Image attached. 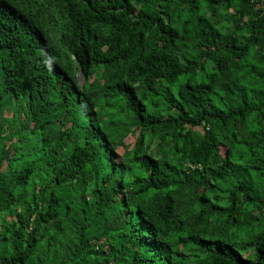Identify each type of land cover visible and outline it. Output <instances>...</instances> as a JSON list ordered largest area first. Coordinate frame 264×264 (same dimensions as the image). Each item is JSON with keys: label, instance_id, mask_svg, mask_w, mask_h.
Instances as JSON below:
<instances>
[{"label": "trees", "instance_id": "obj_1", "mask_svg": "<svg viewBox=\"0 0 264 264\" xmlns=\"http://www.w3.org/2000/svg\"><path fill=\"white\" fill-rule=\"evenodd\" d=\"M0 264H264V0H0Z\"/></svg>", "mask_w": 264, "mask_h": 264}, {"label": "rangeland", "instance_id": "obj_2", "mask_svg": "<svg viewBox=\"0 0 264 264\" xmlns=\"http://www.w3.org/2000/svg\"><path fill=\"white\" fill-rule=\"evenodd\" d=\"M211 20L214 21V19H212V18H211ZM79 74H81V73L79 72ZM221 75H222V78H223L224 80H229V79H231V78L233 77L234 73L231 72V71H229V70H224V71H222ZM80 81L83 82L84 79L81 78ZM8 115H11V113H9ZM67 122H68V121H67ZM54 139H55V138H53V140H54ZM126 140H127L126 143L131 142V141L133 140V137H132V136H129ZM120 150H123V151H124L125 148L121 147Z\"/></svg>", "mask_w": 264, "mask_h": 264}, {"label": "clouds", "instance_id": "obj_3", "mask_svg": "<svg viewBox=\"0 0 264 264\" xmlns=\"http://www.w3.org/2000/svg\"><path fill=\"white\" fill-rule=\"evenodd\" d=\"M80 73H81V74H79L80 77L86 80V77L83 76L82 72H80Z\"/></svg>", "mask_w": 264, "mask_h": 264}]
</instances>
